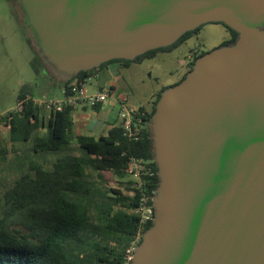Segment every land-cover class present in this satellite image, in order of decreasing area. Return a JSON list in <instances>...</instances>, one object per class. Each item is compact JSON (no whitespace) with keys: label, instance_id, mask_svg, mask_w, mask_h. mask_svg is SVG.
<instances>
[{"label":"water","instance_id":"95a60500","mask_svg":"<svg viewBox=\"0 0 264 264\" xmlns=\"http://www.w3.org/2000/svg\"><path fill=\"white\" fill-rule=\"evenodd\" d=\"M13 4L32 49L62 83L207 22L237 32L232 44L198 56L155 103L154 214L129 264H264V0Z\"/></svg>","mask_w":264,"mask_h":264},{"label":"trees","instance_id":"16d2710c","mask_svg":"<svg viewBox=\"0 0 264 264\" xmlns=\"http://www.w3.org/2000/svg\"><path fill=\"white\" fill-rule=\"evenodd\" d=\"M223 25L229 37L220 45L232 44L237 32ZM200 27L132 60L111 59L79 71L65 83L49 74L35 52L29 63L38 79L47 74L60 91L64 87L60 97L50 96L63 99L71 82L84 83L104 64L119 61L127 66L159 50H172ZM36 83L20 87L19 108L0 112V124L8 132L6 139L0 135V264H126L127 248L136 236L141 240L152 224L149 220L141 225L138 205L142 191H156L158 185L149 121L167 86L159 90L149 109L137 108L135 137L124 132L120 121L95 137L72 133L75 105H37L30 92ZM74 138L82 152L62 153ZM25 148L30 152L26 166H9ZM131 158L140 159L152 173L141 174L139 187L126 172Z\"/></svg>","mask_w":264,"mask_h":264},{"label":"rangeland","instance_id":"374dc122","mask_svg":"<svg viewBox=\"0 0 264 264\" xmlns=\"http://www.w3.org/2000/svg\"><path fill=\"white\" fill-rule=\"evenodd\" d=\"M24 34L14 4L11 0H0V112L14 108L20 87L31 85L38 79L29 63L34 50ZM228 37L229 31L223 24L207 22L174 49L159 50L152 57L130 63L128 71L122 68V82L127 85L125 103L129 107L138 108L141 105L149 109L159 90L175 84L188 69V55L197 49L207 51L217 47ZM94 83L92 77L84 82L88 91H91ZM41 93L58 95L56 89L43 90ZM112 109L116 112L115 108ZM7 134V128L0 124L1 137L6 139ZM29 155V150L25 148L23 154L10 162L9 166H26Z\"/></svg>","mask_w":264,"mask_h":264},{"label":"crops","instance_id":"0c3cea01","mask_svg":"<svg viewBox=\"0 0 264 264\" xmlns=\"http://www.w3.org/2000/svg\"><path fill=\"white\" fill-rule=\"evenodd\" d=\"M122 68L128 71L131 68V64L124 66L119 61H111L99 67L96 71L93 72L91 77L95 81L94 87L91 89V91H88L85 86L86 91L88 93H94L106 86L110 87V94L95 108L84 103H79L73 106L71 116L72 133L74 135L85 134L97 137L99 135L106 134L111 124H114L116 122L119 123L120 120L118 118V109L120 106V102L122 100L125 101L127 96V85L122 82L124 78L120 74ZM58 87V83L46 74L37 79V83L30 92L34 96H36V98H47L54 95L43 94L41 92L43 90L56 89L58 91V95H55L54 97H60L62 91H60ZM37 93L40 95L37 96ZM112 108H115L116 112H114V109ZM134 108H136V106ZM114 114H116L115 118L113 117ZM25 145L28 146V144ZM81 152L82 151L79 148L75 138L72 139L70 143L62 150V153L66 154L69 153L77 155Z\"/></svg>","mask_w":264,"mask_h":264},{"label":"built area","instance_id":"2783aa9c","mask_svg":"<svg viewBox=\"0 0 264 264\" xmlns=\"http://www.w3.org/2000/svg\"><path fill=\"white\" fill-rule=\"evenodd\" d=\"M198 50V49H197ZM197 50H194L193 53H195ZM69 92L67 96L62 98H35V102L37 105H46L47 107H59L62 103L69 104V105H77L79 103H84L87 105H95L97 103L103 102L110 94V87H103L99 90H97L94 93H88L85 88L84 83H79L77 80H74L69 85ZM20 102L15 105L16 108H19ZM137 111V108L129 107L124 100L120 102V106L118 109V117L121 122V125L124 129V132L128 136H136L138 132L137 124L134 123V114ZM126 172L134 179L137 180L136 186L139 187L143 183L140 180L141 174H148V176H151V171H146L144 164L142 161L138 158H131L127 165ZM155 191H142L139 197V205H138V213L140 218L141 225L146 224L149 220H152L154 210L152 206L153 194ZM140 242L139 235L134 238V240L131 242L130 246L126 250V264H129L132 253L134 248L137 246V244Z\"/></svg>","mask_w":264,"mask_h":264},{"label":"flooded vegetation","instance_id":"af4514ba","mask_svg":"<svg viewBox=\"0 0 264 264\" xmlns=\"http://www.w3.org/2000/svg\"><path fill=\"white\" fill-rule=\"evenodd\" d=\"M177 47V46H176ZM175 48V47H174ZM173 48V49H174ZM202 51H206V50H203V49H198L195 53H191L190 55H188V60H187V66H188V69L184 72V74L192 67V64L194 62V60L199 56L201 55Z\"/></svg>","mask_w":264,"mask_h":264}]
</instances>
